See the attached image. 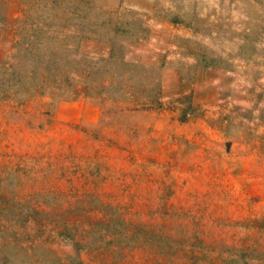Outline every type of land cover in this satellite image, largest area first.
Wrapping results in <instances>:
<instances>
[{"label": "rangeland", "instance_id": "374dc122", "mask_svg": "<svg viewBox=\"0 0 264 264\" xmlns=\"http://www.w3.org/2000/svg\"><path fill=\"white\" fill-rule=\"evenodd\" d=\"M0 264H264V0H0Z\"/></svg>", "mask_w": 264, "mask_h": 264}]
</instances>
